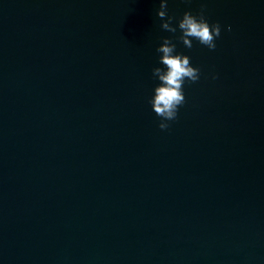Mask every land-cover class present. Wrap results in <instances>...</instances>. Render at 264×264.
I'll return each instance as SVG.
<instances>
[{
  "label": "water",
  "instance_id": "water-1",
  "mask_svg": "<svg viewBox=\"0 0 264 264\" xmlns=\"http://www.w3.org/2000/svg\"><path fill=\"white\" fill-rule=\"evenodd\" d=\"M159 8L0 0V264H264V0H168L222 31L175 41L201 78L166 130Z\"/></svg>",
  "mask_w": 264,
  "mask_h": 264
},
{
  "label": "clouds",
  "instance_id": "clouds-1",
  "mask_svg": "<svg viewBox=\"0 0 264 264\" xmlns=\"http://www.w3.org/2000/svg\"><path fill=\"white\" fill-rule=\"evenodd\" d=\"M168 0H160L158 17L164 22L162 28L179 36L165 37L157 47L158 63L161 66L153 69V79L158 80L154 93L149 99L154 113L161 118L159 128H169V121L177 119L179 109L186 103L184 86L186 83H196L201 78V69L193 66L191 57L177 51V43L191 49L194 41L206 46L209 50L217 48V39L221 36L222 26L219 22L210 23L203 10L194 14L184 12L182 18L168 15ZM166 18V19H165ZM231 31V26L228 27ZM213 75L212 79H217Z\"/></svg>",
  "mask_w": 264,
  "mask_h": 264
}]
</instances>
